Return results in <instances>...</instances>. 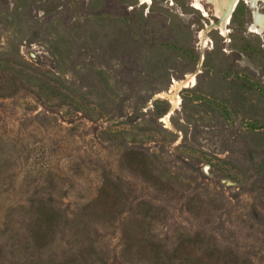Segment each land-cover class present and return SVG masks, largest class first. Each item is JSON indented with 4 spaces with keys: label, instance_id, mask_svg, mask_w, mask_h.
Segmentation results:
<instances>
[{
    "label": "rangeland",
    "instance_id": "1",
    "mask_svg": "<svg viewBox=\"0 0 264 264\" xmlns=\"http://www.w3.org/2000/svg\"><path fill=\"white\" fill-rule=\"evenodd\" d=\"M263 1L0 0V264H264Z\"/></svg>",
    "mask_w": 264,
    "mask_h": 264
},
{
    "label": "bare ground",
    "instance_id": "2",
    "mask_svg": "<svg viewBox=\"0 0 264 264\" xmlns=\"http://www.w3.org/2000/svg\"><path fill=\"white\" fill-rule=\"evenodd\" d=\"M210 1L214 3L217 14L220 15L223 9L228 5L230 0H210ZM234 1L238 2L239 0H234ZM247 1L250 3L251 6H255L257 2V0H247ZM195 5L201 7L199 0H195ZM228 19H229V16L227 15L226 19L220 23L221 28H223L225 24H227ZM251 27L256 28L258 31H261L262 29H264V13H259L256 10L253 12V24ZM193 80H194L193 76L190 75L188 81L193 82Z\"/></svg>",
    "mask_w": 264,
    "mask_h": 264
},
{
    "label": "water",
    "instance_id": "3",
    "mask_svg": "<svg viewBox=\"0 0 264 264\" xmlns=\"http://www.w3.org/2000/svg\"><path fill=\"white\" fill-rule=\"evenodd\" d=\"M236 3L237 2H235L234 0H230L228 5L223 9L222 13L217 18V20L215 22H212L208 27L218 26L222 21H224L226 19L227 15L228 16L230 15V13L234 9Z\"/></svg>",
    "mask_w": 264,
    "mask_h": 264
},
{
    "label": "trees",
    "instance_id": "4",
    "mask_svg": "<svg viewBox=\"0 0 264 264\" xmlns=\"http://www.w3.org/2000/svg\"><path fill=\"white\" fill-rule=\"evenodd\" d=\"M192 264H205V261L202 260L201 258H198V261L197 262H194Z\"/></svg>",
    "mask_w": 264,
    "mask_h": 264
}]
</instances>
